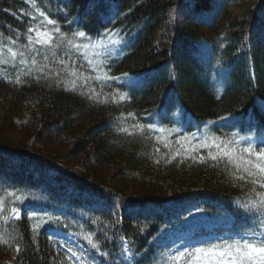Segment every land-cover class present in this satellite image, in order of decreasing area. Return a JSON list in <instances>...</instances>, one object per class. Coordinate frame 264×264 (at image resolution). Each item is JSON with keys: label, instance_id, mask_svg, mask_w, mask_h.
<instances>
[{"label": "trees", "instance_id": "16d2710c", "mask_svg": "<svg viewBox=\"0 0 264 264\" xmlns=\"http://www.w3.org/2000/svg\"><path fill=\"white\" fill-rule=\"evenodd\" d=\"M65 1L69 21L87 35L133 39L109 75L134 80L72 91L57 84L65 78L55 70L51 79L34 74L19 84L0 78V197L3 207L17 196L27 207L17 220L0 212V264H71L51 232L72 233V224L92 237L99 251L81 241L105 264L124 260L125 247L132 264H149L186 202L226 217L230 231L259 232L264 215L242 206L252 185L236 179L226 159L208 158L223 148L203 147L207 140L186 148L177 138L165 143L148 118L165 113L159 124L166 126L180 116L188 134L231 146L237 135H264V0ZM37 10L35 0H0V35L26 41ZM215 67L225 74L221 94L210 83ZM90 89L93 99L80 94ZM11 132L22 138L7 139ZM66 160L79 162L70 168ZM109 170L111 184L99 173Z\"/></svg>", "mask_w": 264, "mask_h": 264}, {"label": "snow or ice", "instance_id": "6c2138e0", "mask_svg": "<svg viewBox=\"0 0 264 264\" xmlns=\"http://www.w3.org/2000/svg\"><path fill=\"white\" fill-rule=\"evenodd\" d=\"M32 6L35 7V4ZM37 11L38 15L43 19L38 27H29L27 29V44L16 47L15 41H13V46L7 47L6 49L0 45V64H7L9 59L13 63L18 61L20 69L16 76L15 82L17 84L22 82V76L29 77L34 74L37 81H39L41 77L44 79H51L53 70L49 68L48 63H41L38 61L37 57L42 56L43 61H48V51H51L52 55L55 56L56 53L54 50L60 48L66 40L65 34L61 32L60 28L55 26L56 20L49 18L43 11ZM32 19L35 20L36 17L33 16ZM48 26L52 27L49 28ZM54 34L59 35L57 36ZM73 36L76 38H85L86 33L84 31H77L73 33ZM67 43L74 49L87 50L89 48H106L108 43L116 44L118 41L109 37L107 42L98 40L94 43L76 44L73 43L72 40H67ZM21 48L23 50H21ZM5 51L8 54V59L3 58ZM95 55L99 56L100 53L97 52ZM56 62L62 65V68L54 72L55 76L59 78L63 72L68 77V79L64 80L58 79L57 84L64 83L66 86L70 85V88H66V90H76L77 81L81 77L83 78V84L81 86H86L88 81L92 79L105 83L108 81L120 80V77L111 76L105 71L103 61H98L93 58H87V63L91 68V72L97 73L95 76H84L83 73H78L75 68L66 64L63 59H59ZM100 73H103V75H100ZM80 94L87 95L88 99H93V97L96 96L95 89H90L88 93L81 92ZM118 95L120 101L127 99L124 94ZM113 102H116L115 97H113ZM129 116H131V113H129ZM134 127L140 129L141 132L144 131L142 125H135ZM149 129H151V126H149ZM120 131L128 133L127 128H121ZM211 140V144L205 142L202 146L216 147L218 149L223 148V151L222 153L218 152L216 154L209 152L208 158L214 161L226 159L227 163L235 169L233 175L236 179L252 185L249 192L250 199L242 206L245 209H257L264 215V147L256 149L249 145L241 149L239 154H237V150L231 146L230 142L225 143L221 141L218 144L216 143L218 138L215 137L211 138ZM165 146L167 147V145ZM157 151H159V149H157ZM200 159L203 160L204 157H200ZM9 195L13 194L9 193ZM20 199L19 196L16 197V200ZM3 210V204L0 203V212H3ZM10 211L17 219L20 218L17 207L13 206ZM5 219H7V217H5ZM262 225H264V222H262ZM141 231H143V229H141ZM84 239L87 240L91 248L99 251L98 245L93 242L91 236L85 235ZM15 250L19 253V246H17ZM125 251H127V247H125ZM71 255L78 261L82 259L75 251H73ZM181 258H184V264H264V233L255 236L253 239L237 240L231 243L225 242L223 244H213L205 247H195L186 252L179 253L178 256L175 257V260Z\"/></svg>", "mask_w": 264, "mask_h": 264}, {"label": "rangeland", "instance_id": "374dc122", "mask_svg": "<svg viewBox=\"0 0 264 264\" xmlns=\"http://www.w3.org/2000/svg\"><path fill=\"white\" fill-rule=\"evenodd\" d=\"M36 4L40 11H43L46 15L49 16L51 19L56 20V27L60 28L61 32L65 34L66 40L64 44L60 47L55 49L56 55L53 56L51 51H48L49 60L43 61L42 56H38L37 60L41 63H48L49 68L53 69V71L60 70L62 68V65L58 64L56 61L59 59H63L64 62L71 67L75 68L78 73H83L84 76H95L97 73H92L91 68L89 64L87 63V58H93L98 61L104 62V69L106 71V67L112 63L114 60H116L121 55V49L124 48V42L122 40H117L118 43L111 44L108 43L106 48H100V49H92L89 48L87 50L85 49H74L67 43V40H72L73 43L80 44V43H94L96 42L93 39H89L87 37L85 38H76L73 36V33L77 31H67L72 30L75 27V23L73 21H69L68 16L65 12V7L67 2H63V0H35ZM42 17L39 18L37 21L36 27H38L41 24ZM60 21V22H59ZM34 27V26H33ZM51 28L52 26H48ZM59 35V34H54ZM111 37L112 39H117L116 37L109 35L107 38ZM108 40H106L107 42ZM12 40L3 37L0 35V45H2L5 49L7 47L13 46ZM27 44V40L24 42H17L15 41V46L19 47L21 45ZM21 50H23L21 48ZM100 53L99 56H96V53ZM199 58L201 61L203 60L206 62V59L208 58V52L205 50H201L199 52ZM5 59H8V54L5 51L4 57ZM55 68V69H54ZM20 69V66L18 64V61L13 63L10 59L7 64H0V78L6 79L9 82H15L17 73ZM215 69V70H214ZM212 69V72L210 73L211 81L217 89L220 87V80H221V74L219 73L217 67ZM54 71V72H55ZM107 72V71H106ZM62 77L65 79H68V77L62 72ZM100 75H103V73H100ZM26 77H21V81ZM16 83V82H15ZM83 84V78L81 77L77 81V88L83 89V88H89L91 85L100 87L104 86L105 82L96 81L94 79L89 80L86 86H81ZM70 86V85H69ZM163 117L168 118V116H165V113H160ZM157 115V114H155ZM159 115L156 117H153L154 122V129L157 131L158 137L163 140L164 142H169L172 139V135L177 133V131H180L181 133V126H180V120L171 118L170 120L175 123V125H170L171 128L168 127H161L159 124H157V119ZM174 117V116H173ZM220 128L225 130H230L232 128L231 125L227 123H220ZM22 134L19 133H5V137L7 139H11L13 141H16L18 139H21ZM195 138H198L195 139ZM239 137H237L234 141L237 147V144L242 147L246 148L249 145H251L253 148L259 149L261 147H264V138H259L254 135H243L239 140ZM202 140L201 135H181L180 138H178V141L182 143L184 148L186 147H193L196 144L200 143ZM226 141V140H225ZM238 148V147H237ZM46 149H49V146L46 145ZM240 149V148H238ZM188 150V149H186ZM58 154L63 153V150L58 148ZM68 162V165L70 168H74L73 166L78 165V160H66V163ZM79 171V170H78ZM98 171V170H97ZM101 173V177L104 178L106 183H109V178H113L114 172L111 170L109 171H103L99 172ZM111 182V181H110ZM111 184V183H109ZM13 197V196H12ZM21 198V197H20ZM11 205L7 207H3L4 213L12 218L17 219L14 214L11 213V208L13 206L17 207L18 212L20 213V218L22 215V210L20 205H23L26 200L24 198H21L20 200L10 199ZM0 203L3 205L5 204V201L3 198L0 197ZM188 205V206H187ZM181 220L184 223V228L181 230L180 228H171L169 232L171 234L168 235L169 239H172V243L170 244V247L164 245V239H162V235L156 240L157 244L155 243V247H157L158 253L157 255L153 256L152 263L151 264H184V258H181L179 260H175V257L178 256L181 252H186L188 250H191L195 247H205L208 245L213 244H223L225 242L231 243L233 241L237 240H244V239H253L251 235H233L230 233H225L223 235H208V236H202L195 238L196 232L195 229L198 227H205L207 230H210L212 228H215L219 224L225 223L226 220L222 219L220 217L216 216H209L202 211L198 210L194 205L185 204L181 208ZM204 228V229H205ZM175 241V242H174ZM73 243L76 245L75 249L78 251V255L82 257L81 260H76L74 257H72L73 264H96L94 262V259L92 257V254L90 253L89 249L86 248L82 243H79L76 239H73ZM163 243V244H162ZM163 245L162 249H159V245ZM9 263V262H7Z\"/></svg>", "mask_w": 264, "mask_h": 264}]
</instances>
